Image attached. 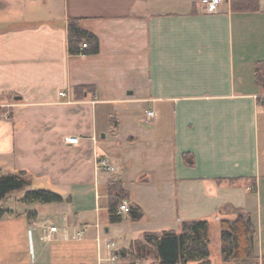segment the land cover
I'll use <instances>...</instances> for the list:
<instances>
[{
    "label": "crops",
    "instance_id": "0c3cea01",
    "mask_svg": "<svg viewBox=\"0 0 264 264\" xmlns=\"http://www.w3.org/2000/svg\"><path fill=\"white\" fill-rule=\"evenodd\" d=\"M72 18L96 34L97 53L68 52ZM257 61L264 0L246 9L222 0L214 13L196 0H0V175L33 178L0 201V264H128L118 253L144 232L195 220L210 233L219 225L220 248L228 206L251 214L264 256ZM100 156L114 169L96 168ZM110 179L123 181L141 219L109 222ZM32 188L63 200L22 201Z\"/></svg>",
    "mask_w": 264,
    "mask_h": 264
},
{
    "label": "trees",
    "instance_id": "16d2710c",
    "mask_svg": "<svg viewBox=\"0 0 264 264\" xmlns=\"http://www.w3.org/2000/svg\"><path fill=\"white\" fill-rule=\"evenodd\" d=\"M234 7L239 9L255 8L258 0H233ZM86 47L81 48L82 42ZM67 46L70 54H94L99 51V39L92 31L84 28L78 19L72 18L67 24ZM255 79L264 90V61L254 65ZM90 86H77L79 90L90 89ZM1 111V108H0ZM187 163H192L191 157L184 154ZM32 175L24 170L0 175V201L9 193L21 190L32 184ZM108 220L120 222L122 216L117 207L122 199L128 196L120 179H110L107 183ZM24 202H61L63 197L48 188L28 189L21 197ZM233 214L231 218L220 221V253L226 264H264V256L259 257L254 248L255 225L251 214L242 208L228 206ZM5 210L0 208V218ZM127 215L131 220H139L143 210L138 205L131 204ZM210 225L206 220L184 221L180 231L163 230L161 232H144L142 239L130 243L129 249L121 250V255L135 261H151L147 264H188L192 261L198 264H210Z\"/></svg>",
    "mask_w": 264,
    "mask_h": 264
},
{
    "label": "built area",
    "instance_id": "2783aa9c",
    "mask_svg": "<svg viewBox=\"0 0 264 264\" xmlns=\"http://www.w3.org/2000/svg\"><path fill=\"white\" fill-rule=\"evenodd\" d=\"M222 0H196V3L200 5V7L203 9L206 13H214L217 11L220 3ZM86 42H82L81 48H85ZM60 95H64L63 92H59ZM256 98L264 103V90L260 94L256 95ZM147 117L150 118L154 115V112L152 110H146ZM69 143H76L78 141V137L73 136L66 139ZM96 168H101L104 170H113L114 167L109 163L108 158L100 156L96 159ZM130 203L126 199H122L120 204L117 207L118 213H127L130 210ZM49 231H55L56 226L52 225L48 228ZM85 230H78L75 234L72 235V238H79L82 237ZM111 244H114L113 242ZM112 258H115V255L112 256Z\"/></svg>",
    "mask_w": 264,
    "mask_h": 264
},
{
    "label": "rangeland",
    "instance_id": "374dc122",
    "mask_svg": "<svg viewBox=\"0 0 264 264\" xmlns=\"http://www.w3.org/2000/svg\"><path fill=\"white\" fill-rule=\"evenodd\" d=\"M110 238L115 241V246H113L112 248H117V247L120 246L119 233H117L116 231H114L112 229V232L110 234ZM209 247H210L209 259H210L211 264H224L223 261H222V258H221V253H220V248H219V225L218 224L216 225L215 228L213 226H211ZM118 257L120 258V257H122V255H120L118 253ZM126 257L128 258L127 259L128 260V264H132L133 262H132L131 257H129V254H127ZM123 261L124 260H122V259L121 260L118 259L117 262H115V263L127 264L126 261H124V262ZM149 262H151V261H149ZM135 263L143 264L140 261H135ZM190 264H198V263L195 262V261H192V262H190Z\"/></svg>",
    "mask_w": 264,
    "mask_h": 264
},
{
    "label": "water",
    "instance_id": "95a60500",
    "mask_svg": "<svg viewBox=\"0 0 264 264\" xmlns=\"http://www.w3.org/2000/svg\"><path fill=\"white\" fill-rule=\"evenodd\" d=\"M101 136H104V134H102ZM107 230V229H106Z\"/></svg>",
    "mask_w": 264,
    "mask_h": 264
}]
</instances>
